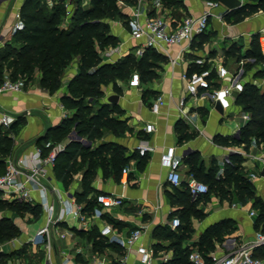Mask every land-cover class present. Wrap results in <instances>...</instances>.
Listing matches in <instances>:
<instances>
[{"label":"crops","instance_id":"obj_1","mask_svg":"<svg viewBox=\"0 0 264 264\" xmlns=\"http://www.w3.org/2000/svg\"><path fill=\"white\" fill-rule=\"evenodd\" d=\"M25 1L0 0V47L13 40L15 25L21 21L20 11ZM45 2L51 4L54 0H45ZM91 3L92 0H81V4L85 7L90 6ZM182 3L184 6L181 8L187 14L198 15L203 10V0H182ZM154 5L156 9L153 11V15L172 11L175 22L183 16L174 14L172 8L165 6L163 1H152L151 6ZM123 10L130 14L128 7H124ZM220 10L225 11V7ZM215 18L213 17L212 19ZM247 20L249 22H242L243 25L241 26L230 27L227 33L232 36L238 33L249 36V32H259L264 28V11L248 16ZM111 28L112 33L121 39L122 49L127 50L125 54L139 45L138 40L131 38L128 29V18L126 24L121 20L113 21ZM195 38L189 45L184 43L158 51L163 56V59L167 60V64L158 66L161 71L160 79L151 82V90H155L159 93L158 95L163 94L166 97L167 102L160 114L151 112L150 107L155 97L151 96L146 101L144 93L140 91L141 83L136 81L132 88H125L123 80L117 79L121 91L115 90L112 83L102 85L104 94L96 99L99 104L107 105L112 111L110 115L122 120L127 130L118 129L114 131L106 128L103 136L95 141L89 140L87 136H81L76 129L77 122L75 121H72L70 130L63 136L64 138L58 139L56 137L57 127L64 121L73 120L76 112V108L69 105L65 101V97L72 95L70 90L71 81L81 72L78 60H74L67 67L63 77V84L54 93H51L40 83L41 74L37 72L36 80L31 81L23 92H5L0 94L1 107L16 113L18 116L17 121L21 122L16 132L12 131L10 127L7 128L10 129L9 135L14 139V149L9 155L13 158L27 154L34 149L35 145L44 146L45 142L49 140L63 142L66 145L72 140H77L91 148L92 151L104 143H115L125 149L127 161L123 164L117 177L113 173L105 177L102 166L96 168L95 175L91 180V186L95 190L87 196L86 201L92 200L94 202L96 194L101 191H114L125 194L126 204L107 210L103 219H95L91 230L80 229L78 221L73 217H69L67 222L61 226L62 230L68 233L67 237L59 238L55 241L56 251L53 254L55 264H63L62 249L68 250L74 260L84 262L86 256L83 251L88 248V243H92L94 249L109 258H114L121 253L122 250L118 245L107 244L104 237L101 236L100 226L104 220L111 222L122 235L142 227L145 232L143 239L146 243L155 244L159 250L169 251L173 257L172 237L168 238L164 231L168 229L178 233V229L183 223L178 213L186 209L182 205L183 196L181 194L184 191V185L180 187L170 185L166 179L167 170L160 164L161 153L169 145H176L178 154L183 157V175L185 178L183 184H186L189 176L194 175L189 163L193 154L197 153L203 156L202 162L204 163L205 172L210 170V162L213 157L218 158L219 171L217 175L224 177L225 167L228 163L227 158L230 159L231 154L238 153L243 157L242 168L245 169L246 177L253 185L255 191V196H246L244 202L239 199L233 187L231 188V199L222 198L220 194L211 193H209L210 199L207 201L203 199L204 195H201L198 199L192 197L193 201H196V207L204 213V217L200 219L196 216H191L193 232L188 238L186 236L181 239L182 247L198 248L205 231L210 226L223 220L233 221L234 230L226 234L223 241L218 242L215 240V248L212 250L228 251L234 241H248L253 238L256 229H264L262 209L255 204L257 198L264 203V167L263 163L257 161L254 157L255 155L264 157V142L252 141L249 147L246 148L244 145L222 144L217 140L218 136L222 138L240 137L243 127L248 123L244 124L245 121L242 117L245 111L235 105L229 111L220 112L213 105H210L208 101L199 100L195 103L193 101L188 102L186 107L193 123L186 122L178 116L177 103L185 91L182 74L185 71L195 70L198 66L195 60L201 57L197 55L198 52L193 47ZM187 46L189 48L183 50ZM132 53L134 54L133 51ZM178 55H181V57L176 63H172V60ZM140 58L138 57V59ZM224 63L227 64V62ZM236 63L238 64V61ZM262 79L264 81V78L259 79L260 84ZM113 95L119 96L117 102L110 100ZM98 109L92 114H95ZM117 109L121 110V113H118ZM203 112L207 114L203 115ZM235 112H238V116L231 119L230 115H236ZM117 114L120 115L116 116ZM211 114H215L218 117L216 123L210 121ZM225 116L232 120L229 125L223 124ZM146 121H154L156 123L154 132L148 133L145 131ZM181 123L188 128L192 126L196 130L195 136L192 137L187 135L186 132H181ZM183 135L185 137L181 139ZM143 138L149 139L155 146V149L146 156H140L136 149V145ZM9 156L5 157V168ZM81 159L79 157V161ZM125 166L130 167L131 172L128 185L123 189L121 178L122 169ZM86 170V166L80 168L74 174L72 184L67 188L57 178L54 169L51 172L48 183L50 185H60L66 190H71L74 194L82 193L84 191L83 180ZM142 210L144 211L141 213ZM252 210L256 211L255 216L250 215ZM13 214L15 213L11 212L9 216H6L12 218ZM175 219L180 220V224L177 227L173 226ZM13 223L18 226L20 233L18 236L13 237L11 241L0 242V253L8 254L20 249L25 251L26 249L27 251L24 253L27 257L25 254L23 256L17 255L16 263L12 259H8L6 264H49L46 260L45 252L40 247H35L28 242V239L36 234L38 229L45 223L42 211L36 220L22 224L13 220ZM69 264L74 263L71 262Z\"/></svg>","mask_w":264,"mask_h":264},{"label":"trees","instance_id":"obj_2","mask_svg":"<svg viewBox=\"0 0 264 264\" xmlns=\"http://www.w3.org/2000/svg\"><path fill=\"white\" fill-rule=\"evenodd\" d=\"M124 1L132 4L137 2V0ZM162 1L169 8H175L177 5L184 6L180 0ZM58 2L52 6L51 10L48 9L45 0H26L23 3L20 11L21 27L15 29L11 42L0 47V83L3 81L5 73L8 72L13 79L25 78L28 85L31 81L36 80V73L40 72V83L51 93H54L61 88L67 67L74 60H78L81 72L71 81L72 95L65 97V101L76 108V112L73 120L64 121L57 127L56 137L61 139L65 136L70 130L72 121H75L77 122L78 133L95 141L103 136L106 128L114 131L124 129V122L118 117L111 116L112 111L105 104H100L95 114L86 113L87 109L90 108L85 105L86 98L96 99L102 96L104 94L103 84L112 83L115 90L121 91L117 79L124 80L129 76L130 63H133L141 72L155 77L158 59H163V56L155 49L147 48L138 60L126 58L117 63L103 62L100 48L103 49L106 45H118L119 43V37L110 31V25L104 19H114L116 16L124 18V20L128 18V13L121 9L119 0H92L88 7L83 6L81 0H77V6L70 18L71 21L66 26L62 25V2L61 0ZM260 11H264V0H245L242 6L228 10L224 17L235 18L239 16L243 18ZM259 35V32L253 34L251 46L247 49L246 56L264 61V54L259 44ZM240 60L241 55L237 56V61L240 62ZM195 69H200V67L197 66ZM260 76H264V70ZM151 92L153 97H157L159 94L155 90ZM144 98L146 99V92ZM237 104L243 111L251 113V120L243 127L240 137L222 138L218 136L217 140L222 144L244 145L246 148L252 141L264 142V91L258 85L247 82L245 90L238 95ZM20 124V121H16L10 129L16 132ZM9 130L5 133L0 127V167H3L2 172L5 170V157L9 156L14 148V139L9 135ZM184 137L183 135L181 139ZM124 150L122 146L115 143H104L92 151L91 148L81 142L72 140L59 156L55 166L56 176L68 188L74 180V174L86 166L87 170L83 180L84 191L76 193L79 201H86L87 196L95 190L91 186V180L95 175L96 168L102 166L105 177L111 173L117 177L123 164L127 161ZM197 156V153L193 154L189 163L192 172L198 179L199 176L210 178L214 180L215 184L227 181L243 202L246 200V196H255L253 185L246 174L241 171L243 157L240 154L230 155V162L226 164L224 177L217 175L218 163H215L208 172H205L203 162L195 163L194 160ZM79 157L82 158L81 161H79ZM183 185L184 191L181 194L183 202L187 204L185 206L186 211L191 212V216L202 219L204 213L196 207V201H191L193 196L188 185ZM214 185H211V188ZM211 188L209 186V193ZM231 188L226 191H221L222 188H220V196L231 199ZM209 193L203 196L205 201L210 199ZM86 202L88 209L94 205L92 200ZM255 204L262 209V216L264 217V203L257 198ZM0 206L9 207L10 210L19 213L30 212L35 218H38L41 213L40 207L18 200L0 199ZM224 222L228 224L229 228H232L231 231L234 230L233 221L224 220ZM191 225L182 223L178 233L168 229L164 231L168 238L172 237L171 246L174 248L173 257L164 264H190L188 253L191 248L182 247L181 239L185 237L186 229ZM220 225L221 222L210 226L203 234L198 246L203 253L206 254L215 248L216 238L214 236H216ZM19 233L20 229L9 217L4 216L0 219V242L16 237ZM20 250L9 256H23L24 252L27 251L26 249L25 251ZM2 256L4 253H0V257ZM6 262L5 260L1 264H6Z\"/></svg>","mask_w":264,"mask_h":264},{"label":"built area","instance_id":"obj_3","mask_svg":"<svg viewBox=\"0 0 264 264\" xmlns=\"http://www.w3.org/2000/svg\"><path fill=\"white\" fill-rule=\"evenodd\" d=\"M67 5H72V0H65ZM151 0H137L135 4L119 0L121 9L128 7V29L132 39L138 40L139 45L132 50L137 57H142L147 48L161 51L174 45L189 43L198 35L204 33L213 17L223 19L224 13L220 9H229L220 0H203V10L200 14H186L177 22L172 11L151 15L156 9L151 6ZM73 14V13H72ZM70 14V15H72ZM22 22L16 23L20 28ZM259 44L264 54V28L259 31ZM189 46L183 48L188 49ZM181 55L172 60L176 63ZM206 58H197L196 64L200 69L185 71L182 79L185 83V91L180 96L178 116L186 122L193 123L186 107L188 102L195 103L206 100L210 105L217 108L220 104L223 111H229L236 107L238 95L245 90L248 81L245 76L244 61L238 66L230 68L222 60L206 66ZM254 84L262 87V83ZM27 86L25 78L13 79L8 72L5 73L0 83V94L5 92H23ZM166 97L158 95L152 102L150 110L154 114H160L166 104ZM241 108V107H240ZM242 109V108H241ZM245 123L251 120L249 112L242 115ZM18 119L16 113L8 111L0 105V127L9 128ZM144 129L148 133L156 130L154 121H146ZM63 142L47 141L44 146L35 145L34 149L27 154L13 158L9 156L6 168L0 172V199L8 201H22L33 206H40L44 215L45 223L36 234L28 239L35 247H40L46 255L49 264H55L53 254L56 251V239L67 237V232L61 226L69 217L78 221V227L83 230H91L95 219H103L107 210L126 204V196L114 191H101L94 198V205L88 209L86 201H79L76 194L69 189L58 185H50L48 179L54 171L60 154L66 149ZM47 149V151H45ZM140 156H146L155 146L149 139L143 138L136 145ZM255 159L263 163L262 155H255ZM229 162L230 159L227 158ZM160 164L167 170L166 179L172 186L180 187L184 183L183 157L178 154L176 145L167 146L161 153ZM131 169L128 166L122 169L121 185L125 189L128 185ZM186 184L194 198L209 193V185L198 179L195 175L187 178ZM51 195L53 196L51 198ZM159 207V206H157ZM144 210L141 211V213ZM251 216L256 215L252 210ZM180 224L175 219L173 226ZM144 229L138 227L129 233L122 235L114 225L104 220L100 226V234L109 245H118L122 252L114 258H109L94 249L92 243L83 251L86 256L84 262L72 258L68 250L62 249L63 264H164L171 258L169 251L157 249L155 244L146 243L143 239ZM190 264H264V229L255 230L254 236L248 241H234L228 251L211 250L203 253L198 248H191L188 253Z\"/></svg>","mask_w":264,"mask_h":264},{"label":"rangeland","instance_id":"obj_4","mask_svg":"<svg viewBox=\"0 0 264 264\" xmlns=\"http://www.w3.org/2000/svg\"><path fill=\"white\" fill-rule=\"evenodd\" d=\"M58 1L60 0H54V2H52L51 4L46 3L47 7L49 10L52 9V6L59 3ZM151 1H155V0H151ZM162 1V0H160ZM182 1V0H180ZM245 1V0H243ZM62 2V7H63V21H62V25H67L71 20V16L70 14L74 13V10L77 6V0H72V5L68 6L65 0H61ZM172 8V7H171ZM172 10L174 11V14H178L180 16H184L187 13L184 12L183 8H181V6L177 5L175 8H172ZM124 11V10H123ZM224 13V15L227 13V11H221ZM177 15V16H178ZM129 16V14H128ZM248 17H243L240 18L235 17V18H227L224 17L222 20L220 18H215L212 19L210 21L209 27L206 30V32L203 35H200L199 37L195 38L194 42H193V47L194 50L198 52L197 55L206 58L207 62H206V66H211L215 60L217 61H224L227 62V65L230 68H235L238 66V64L236 63L237 61V56L241 55V60L240 61H244V67H245V76L247 77L249 82L255 83L256 81H260V78H264V76H260V73L263 72L264 70V61L262 60H256L255 57H251V56H246V52L247 49L251 46V38L253 36L252 32H249V36H245L242 33H238L236 35H229L228 29L230 27H238L243 25V23H247L249 22ZM116 20H121L123 21L124 24H126L127 19L124 20V18L121 17H115L114 19L112 18H105L104 21H107V23H109L110 25V31L112 32V28L111 25L113 23V21ZM257 33V32H256ZM6 44V43H5ZM122 43H121V39L119 38V43L118 45H106L105 47H103V49L100 48V55L103 59V62H107V63H113V62H119L123 59H130V60H134L135 58L138 60V57H136L134 54H132V50L130 49V51L125 54L127 52V50L122 49ZM211 59V60H210ZM158 66H162V64H167V60L165 59H158ZM161 63V64H160ZM239 63V62H238ZM129 66L131 67V71L129 76L123 80L124 82V86L125 88H132V86H134L136 84V81L141 83V87H140V91L142 93L146 92V101H148L150 99V97L152 96V90H151V82L153 80H157L160 79L161 76V71H160V67L155 69V77H151L149 75H147L146 73L141 72L140 70H138V68L133 65V63H130ZM264 82L263 79L261 80V83ZM260 89H264V83L262 85V87H260ZM264 91V90H263ZM123 92V91H122ZM85 105H88L90 108L87 109L86 113L92 115V113H94L98 107H99V101L95 98H86L85 100ZM121 110L117 109L118 113ZM203 115L207 114L205 112L202 113ZM236 115L231 114L230 118L233 119V117H237L238 116V112H235ZM120 114H117L116 116H118ZM251 115V113H250ZM217 116L215 114H211L210 116V121H212V123H216L217 120ZM229 117L226 118L225 116V120L223 121V124H228L230 122H232V120ZM235 119V118H234ZM123 128V127H122ZM124 129H126V126H124ZM9 129L2 127V131L3 132H7ZM127 130V129H126ZM180 131L181 132H186L188 133L187 135L189 136H195L196 134V130L194 128H192V126H189V128L186 127V125H184L183 123L180 124ZM64 138V137H62ZM61 138V139H62ZM14 149V148H13ZM1 157V154H0ZM202 155H198L197 158L194 160L195 163L199 164L200 162H202ZM215 163H219L218 158L213 157L212 161L210 162L211 166L215 165ZM125 164V163H124ZM2 168L0 167V172H2ZM5 169V168H4ZM242 173L246 174L245 169H241ZM201 181L206 182L210 188L211 185H214L215 182L214 180L210 179V178H205V177H201L199 176ZM60 186V185H59ZM222 186V187H221ZM61 187V186H60ZM232 185L229 184L227 181L215 184L213 188H211L210 193L211 194H219L220 193V188L221 191H226L229 188H231ZM196 199V198H195ZM198 199V197H197ZM191 201H193V199H191ZM182 205L185 207L187 204H185L184 202L182 203ZM186 209V208H185ZM181 211V210H180ZM185 211V212H184ZM182 212H179L178 214L180 215L182 222L186 223L187 225H191L192 224V218H191V212H188L186 210H184ZM13 212L15 215L13 214L10 218L11 221H17L18 223H27L33 220H36L37 218H35V216L30 213V212H23V213H19L13 210H10L9 207H3L0 206V219L3 216L6 215H10V213ZM228 224L224 222V220L221 222L220 228L218 229V232L216 234V236H214L216 238V241L220 242L223 241L226 234H228L232 228H227ZM230 229V230H229ZM193 232V226L191 225L190 227H188L186 229V234L185 237L190 236ZM13 239L9 238L7 241H11ZM14 253V252H12ZM12 253H8V254H4V256L0 257V264L3 261H7L8 259H12L15 263L17 261V255L15 256H9ZM40 254V253H37ZM11 257V258H9Z\"/></svg>","mask_w":264,"mask_h":264},{"label":"water","instance_id":"obj_5","mask_svg":"<svg viewBox=\"0 0 264 264\" xmlns=\"http://www.w3.org/2000/svg\"><path fill=\"white\" fill-rule=\"evenodd\" d=\"M229 10H233L235 8H238L240 6H242L244 4L243 0H220ZM119 99L118 95H113L110 100H112L113 102H117ZM217 109L220 112H223V108L221 107V105L219 104L217 106Z\"/></svg>","mask_w":264,"mask_h":264}]
</instances>
